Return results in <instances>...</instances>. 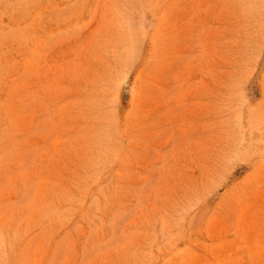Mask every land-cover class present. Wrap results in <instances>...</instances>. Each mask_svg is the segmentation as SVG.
Here are the masks:
<instances>
[{
  "label": "rangeland",
  "instance_id": "374dc122",
  "mask_svg": "<svg viewBox=\"0 0 264 264\" xmlns=\"http://www.w3.org/2000/svg\"><path fill=\"white\" fill-rule=\"evenodd\" d=\"M0 264H264V0H0Z\"/></svg>",
  "mask_w": 264,
  "mask_h": 264
}]
</instances>
